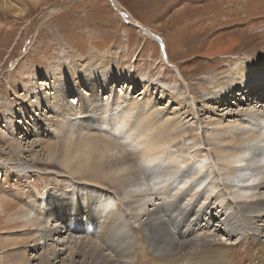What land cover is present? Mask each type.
Returning <instances> with one entry per match:
<instances>
[{"label": "bare ground", "instance_id": "6f19581e", "mask_svg": "<svg viewBox=\"0 0 264 264\" xmlns=\"http://www.w3.org/2000/svg\"><path fill=\"white\" fill-rule=\"evenodd\" d=\"M142 27L144 35L154 36L147 27ZM223 32L213 39L204 38L197 52L206 47L202 55L215 58L238 51L241 39L225 37L227 32ZM163 53L158 63L159 84L167 82L166 74L178 75L182 84L187 83L179 64L170 58L165 47ZM245 56L235 60L237 67L226 64L220 73L203 83L200 91L191 88L181 93L162 91L163 97L169 95L176 102L171 113L166 107L158 108L154 98L127 100L129 93L118 94L114 84H109L104 76L105 70L104 73L84 70L64 59L44 71L59 113L45 119L58 139L50 143L41 136L36 139L37 158L41 152L46 153V158H40L37 164L57 162L68 168L70 176L61 178L59 172L53 173L55 181L43 185L46 190L42 194L39 182H22L21 176L29 166L22 162L11 164V159L0 155L2 165L15 169L16 173L12 170L24 188L23 194L19 193L23 198L18 201L7 200L5 195L0 197L2 230L23 232L21 244L27 247L9 253L0 248L4 263L34 264L33 260L38 259L40 264H75L81 259V264H148L149 257L150 264H234L235 258H230L231 245L238 244L235 239H245L249 245H255L252 263L261 264L264 56ZM134 67L130 69V78L136 73ZM133 83L137 85L138 81ZM145 87L149 89L150 82ZM104 89L106 97L102 94ZM24 90L37 98L34 107L45 102L51 111L49 93L32 87ZM73 92L77 93L76 101L71 100ZM197 104L219 115L227 112L201 121ZM233 105L241 108L234 111ZM16 112L21 111L15 110L13 115ZM232 112L237 114L231 116ZM13 115L7 119L11 123L8 130L18 128ZM115 115L117 121L112 128L119 131L123 140L134 136L131 143H115L91 132L88 137L81 135L90 126L111 123ZM75 132L79 134L76 137ZM3 135L4 131L0 139L8 142L12 139L15 152L21 149L18 140ZM118 144L132 146L136 151L118 157L113 154ZM175 146L178 150L170 151ZM164 153L166 159L162 157ZM183 154L194 155V160H183ZM75 175L84 179L77 180ZM140 175H145L144 181ZM66 178H71L69 181L74 184L70 185ZM102 180L108 184L100 183ZM0 190L10 192L13 186L4 183ZM157 193L163 194L162 200H153ZM28 194L36 200L34 205L27 200ZM209 204L215 206L217 215L207 207ZM81 210L87 215L84 221ZM213 217H218L219 228L210 226ZM200 219L207 221L204 231L200 230ZM84 225L86 231L82 230ZM97 228V236L105 237L104 242L94 240L93 230ZM221 231L224 237L220 236ZM65 251L69 255L62 257Z\"/></svg>", "mask_w": 264, "mask_h": 264}, {"label": "rangeland", "instance_id": "374dc122", "mask_svg": "<svg viewBox=\"0 0 264 264\" xmlns=\"http://www.w3.org/2000/svg\"><path fill=\"white\" fill-rule=\"evenodd\" d=\"M193 12L197 14L193 15ZM142 25L147 27L154 36L144 35ZM223 31L227 32L225 37L241 39L238 51L234 54L218 55L215 58L202 55L206 47L202 46L203 51L197 52V47L204 44L202 42L204 38L213 39L221 32L224 33ZM155 35L159 39L154 38ZM164 47L170 58L179 64L187 78V83L182 84L178 75L176 77L172 74H166L165 84H159L156 80L161 71L158 63L164 54ZM248 54L255 58L264 56V0H0V129L5 132L3 136L14 137L15 141L18 140L21 144V149L15 152L10 143L12 139L10 142L0 139V155L11 159L9 161L11 164L22 162L29 166L25 172L23 171L25 174L21 176L22 182L26 184L30 181L39 182L41 185H38V190L42 194L46 190L42 189L43 185L52 180L55 181L53 173L59 172L60 177L70 176L68 168L56 161L50 164H37L40 158H46V153L41 152L38 158L35 154V150L39 149L36 146L39 143L35 141L40 136L47 143L58 139L45 119L59 113L54 107L57 106V102L51 98L52 86L46 83L49 81L46 80L44 71H49L51 66L61 64L64 59L70 60L84 70H105V73L102 71L104 76L109 80V84H114L118 94L129 93L127 100L154 98L158 108L166 107L167 112L171 113L176 108V102L172 101L169 95L167 98L163 97L162 91L181 93L190 88L200 91L207 79L211 80L227 65L237 67L238 62L235 63V60L246 58L245 55ZM131 67L136 70L133 78H130ZM139 73L143 74V77ZM135 80L138 81L137 85L133 83ZM147 82H150L151 87L146 90ZM39 83H46V85ZM85 85L84 81L83 87L87 90L88 87ZM26 87L38 89L45 94L49 93L51 111L45 102L34 107L33 103H38L37 98L32 94L28 95L24 90ZM106 92L104 89L102 93L104 97L107 96ZM70 96L71 100L76 101L78 98L77 93L74 92ZM197 107L201 121L217 118L219 115L214 110H206L201 104H197ZM232 107L234 111L241 108L235 105ZM18 109L21 112L13 115V112ZM35 109H38L37 112ZM235 114L237 112H232L231 116ZM12 115L15 117L13 123L17 122L18 128L8 130L11 123L7 122V119ZM186 120L192 122L191 118ZM110 121L111 123H104L99 127L90 126V129L85 127L81 135L88 137V133L91 132L103 138L113 139L110 141L115 143H129L134 139L133 136L123 140L120 133H117L119 131L112 128L116 124L117 115ZM78 135L75 132L74 136ZM125 144L124 146L116 145L117 148L113 154L125 157L132 150L136 151L134 147L129 145L127 147ZM178 148V146L172 147L170 151H177ZM139 151L140 149L137 150ZM183 156V160L188 161L189 158L194 160V155L183 154ZM162 157L166 159L167 153H164ZM134 165L137 166L136 163ZM12 169L4 167L0 162V187L4 183L6 186H13L10 192L0 190V197L5 195L7 200L18 201L23 198L21 191L24 188L23 183L17 180L15 169H13L15 173ZM46 169H49L52 174ZM24 176H29V179H24ZM144 176L140 175L141 181H144ZM75 178L84 179L82 175H75ZM66 179L70 185L74 184L69 181L71 178ZM100 183L108 184L105 180ZM84 186L87 187L83 184ZM13 194L18 197L14 198ZM27 196H29L27 200L32 201L34 205L36 200L30 198V194ZM162 199L163 194L157 193L153 200ZM207 207L213 209L214 214L217 213L212 204ZM80 212L84 221L87 217L86 212L84 210ZM2 222L1 220L0 248L2 251L9 253L27 248L21 244L24 238L23 232L12 233L2 230ZM199 222L202 227L200 230L204 231L207 221L200 219ZM218 224V217H213L210 221L212 229L219 228ZM85 229L84 225L82 230ZM98 232L99 228L93 230L94 240L104 242L105 237L99 238ZM77 235L80 234L77 233ZM220 236L224 237L222 231ZM137 239L140 241L139 238ZM235 240L238 244L231 245L230 249L232 254L230 258H235L234 264H253L251 255L255 254V245H249L245 239ZM2 251L0 250V264H5ZM30 253L36 254L34 251ZM68 255L69 251H65L62 257ZM146 261L148 264L152 263L149 257ZM80 262L81 259L75 264H81ZM33 263L40 264V260L34 259ZM261 264H264V260Z\"/></svg>", "mask_w": 264, "mask_h": 264}]
</instances>
